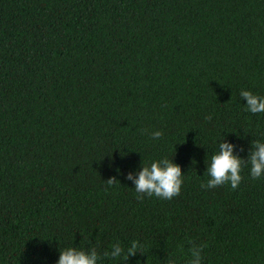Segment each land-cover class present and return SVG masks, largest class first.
Listing matches in <instances>:
<instances>
[{
	"label": "trees",
	"instance_id": "16d2710c",
	"mask_svg": "<svg viewBox=\"0 0 264 264\" xmlns=\"http://www.w3.org/2000/svg\"><path fill=\"white\" fill-rule=\"evenodd\" d=\"M242 90L264 98V0H0V264H264V176L201 187L221 142L264 143ZM163 159L180 194L138 199Z\"/></svg>",
	"mask_w": 264,
	"mask_h": 264
},
{
	"label": "clouds",
	"instance_id": "9594fccd",
	"mask_svg": "<svg viewBox=\"0 0 264 264\" xmlns=\"http://www.w3.org/2000/svg\"><path fill=\"white\" fill-rule=\"evenodd\" d=\"M240 95L247 101V111L253 114L264 113V98L247 90H242ZM207 119L211 120L212 117L209 116ZM162 136L163 132L161 131L152 133L153 139H159ZM234 149L235 145L225 140L219 144V151L212 156L211 163L207 167L206 173L210 179L206 184L201 185L202 188L212 189L230 184L233 190L237 189L243 179L241 171L245 164L250 165V173L253 179H259L264 176V143L253 141L252 151L247 160L235 155ZM126 179L134 181L135 190L139 194L138 199H143L144 194H147L149 197L156 196L161 199L171 200L181 192L183 172L178 164L168 159H163L153 162L150 167L144 166L143 170L139 171L138 176L129 173ZM117 182L119 181L115 177L106 181L109 187ZM190 243H192V247L189 250L191 259L188 264H202V253L206 245H197L195 242ZM142 247L139 241H132L127 249L116 243L111 246L110 251H105L103 254L94 246L88 250L68 247L60 251L57 264H101L104 259L121 257L123 261H127L138 252L142 253ZM168 264H176V261L169 258Z\"/></svg>",
	"mask_w": 264,
	"mask_h": 264
}]
</instances>
